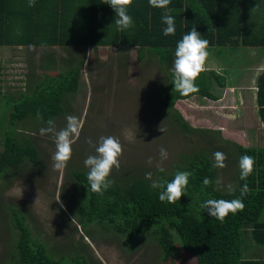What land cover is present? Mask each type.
Here are the masks:
<instances>
[{"label": "trees", "instance_id": "obj_1", "mask_svg": "<svg viewBox=\"0 0 264 264\" xmlns=\"http://www.w3.org/2000/svg\"><path fill=\"white\" fill-rule=\"evenodd\" d=\"M39 1L47 5V10L35 3L38 7L35 13V8H30L29 20L25 23L24 6L21 8L16 0H0V47L79 45L94 50L109 47L120 51L135 50L140 61L144 50L149 49L159 55L161 64L170 72L165 92L158 96V102L165 110H171L178 100L193 95L217 100L215 89L226 85L221 74L204 70L195 82L199 89L197 92L184 96L174 91L175 50L178 42L193 27L202 39L209 41L208 48L234 42L237 45L264 46V37L248 31L249 23L256 25L255 20L251 21V14L264 13V0H171L167 9L153 8L149 0H133L128 13L134 24L124 31L118 30L114 23L116 13L105 4V0ZM164 15L174 17L175 35H164ZM75 24L84 29V34L78 38L72 33ZM81 65L70 69L65 76L44 75L31 89L28 86L27 92L17 94L16 99L6 98L9 113L0 121V129H3L0 130V180L9 171L18 172L23 163H39L38 148L29 136L18 132V126L30 118L35 119L33 124L36 123L38 112L42 117L38 119L44 127L49 119L55 120L63 115L62 98L66 93L76 92ZM258 86L259 114L264 121V73L258 77ZM173 120L182 131H195L177 112L173 114ZM232 147L235 158L240 159L247 154L255 160L253 174L247 180L249 192L243 197L240 188L245 181L240 180V169L236 174L237 188L222 194L214 187L216 168L204 153L199 152L186 157L189 160L182 171L192 175L185 195L175 204L161 202V189H153L150 186L153 181L145 177L131 173L123 179H113L112 186L100 195L88 186L89 170L72 169L70 180L80 191L72 195L76 198L79 224L84 228L94 221L113 224L112 228L125 234L128 242L142 227H150L164 263L179 259L185 252L194 258L195 264H264L260 260H245L242 255L245 235L250 236L256 245L264 246V222H261L264 216V148L239 144ZM176 173L156 180L170 182ZM205 178L213 182L211 186L203 184ZM236 198H241L244 208L236 214L229 213L224 222L213 219L201 207L208 199L231 201ZM12 225L16 231L15 245L11 260L4 264H61L63 258H52L45 246L32 238L24 218L15 212ZM171 231L180 244L175 242ZM79 258L72 260L71 264H84L83 258Z\"/></svg>", "mask_w": 264, "mask_h": 264}, {"label": "rangeland", "instance_id": "obj_2", "mask_svg": "<svg viewBox=\"0 0 264 264\" xmlns=\"http://www.w3.org/2000/svg\"><path fill=\"white\" fill-rule=\"evenodd\" d=\"M38 5L44 4L39 2ZM78 27L73 34L83 32V28ZM111 49L91 48L85 52L78 48L75 60L68 69L66 65L62 66L63 59L68 57V49H35L25 53L21 49L10 53V56H18L12 58L14 70L8 66L5 71L0 70L1 121L9 113L6 98L16 99L20 92H27L28 86L31 89L43 79V73L65 76L81 60L85 61L76 92L64 94V113L54 120L57 131L66 126L69 115L77 117L81 126L79 134L71 137V159L63 170L54 167L55 139L52 134H40V129L44 127L42 121L36 118L33 124L35 119L30 118L18 126V132L29 136L38 148L39 163H23L18 172L9 171L0 180V264L12 257L16 237L12 225L14 212L24 218L32 238L44 245L52 258H63L61 264H71L79 257L83 258L84 264H195L194 258L185 252L179 259L162 262L159 245L150 227H142L128 242L125 234L112 228L113 224L94 221L85 228L80 225L76 198L72 196L80 191L70 180L71 170L88 171L84 161L96 154L95 146L99 145L100 138L108 136L115 137L122 146L120 167L113 168L110 180L123 179L131 173L146 178V174L151 173V180L154 181L182 171L189 160L186 157L197 152L204 153L214 163L213 154L219 151L226 155L227 167L216 169L215 181L219 179L221 183H215L214 187L225 194L230 192L229 186L234 190L237 188L236 174L240 169V159L235 158L232 145H264L257 143L264 132H251L256 122L251 121L252 107L246 108L248 97L244 90L247 91L248 84H243L242 79L237 83L239 88L235 92L223 90L222 94H216L219 101L193 95L178 100L171 110H165L159 104L158 96L165 92L170 72L167 66L161 64L159 55L145 49L140 61L135 50ZM207 50V60H212L215 54L224 60L223 52L228 49ZM53 57L55 61L60 57L58 68L39 69L36 66V62L41 63L45 58L49 63L48 59L52 61ZM228 60L226 58L225 61ZM22 61H25L26 67ZM228 63L236 65L238 60ZM238 93L247 103L245 107L239 101L233 106L232 95ZM175 112L195 131H182L173 120ZM160 126L164 133L158 131ZM161 147L168 152V158L162 161L164 172L157 169L161 163ZM171 233L175 242L180 244L175 233ZM242 242V255L245 257L253 244L247 235L243 236ZM255 248L262 249L259 246Z\"/></svg>", "mask_w": 264, "mask_h": 264}, {"label": "clouds", "instance_id": "obj_3", "mask_svg": "<svg viewBox=\"0 0 264 264\" xmlns=\"http://www.w3.org/2000/svg\"><path fill=\"white\" fill-rule=\"evenodd\" d=\"M36 0H28V7H35ZM171 0H149V4L153 8L167 9ZM105 4L111 6L116 13L115 25L118 30L124 31L133 27V18L128 13V9L132 6L133 0H105ZM166 25L163 32L165 36H172L176 33L175 19L171 15H164L162 18ZM209 41L201 38V34L195 27L185 34L178 42L175 50V60L173 68V85L174 91H178L181 95L187 96L191 93L197 92L199 89L196 86V80L200 73L204 71V66L208 58ZM38 118L40 116L38 112ZM67 124L63 129L57 131L53 119H49L46 127L40 129V134H52L55 139L56 152L53 155L54 167L57 170H63L68 161L71 159V137L78 135L80 131V122L75 116L66 117ZM158 131L164 133L162 126ZM91 143V141H89ZM95 155H90L84 164L88 168L87 182L90 190L94 193L103 195L108 190L113 181L109 179L113 168L119 169V157L122 155V146L120 142L112 136L101 137L98 146H95ZM161 163L157 165L159 172H164L162 161L168 158V152L164 147L160 148ZM214 163L213 168L223 169L227 167L225 161L226 155L222 152H215L213 154ZM151 164V158H149ZM255 160L251 155H243L239 161L240 180L245 181L240 188L241 197L249 192L247 183L248 178L253 174ZM192 174L188 171L177 172L174 178L169 182L167 180H156L150 185L153 189H161L159 192V200L175 204L180 201L181 197L185 195V191L189 184V177ZM146 178L151 180L152 174L147 173ZM212 181L209 178L203 180L205 186H211ZM217 185L221 183L219 179L215 181ZM89 190V188H88ZM229 191L232 192L231 186ZM201 207L205 209L207 214L213 219L224 222L229 213L236 214L237 211H242L244 204L241 198H236L231 201L224 199H208Z\"/></svg>", "mask_w": 264, "mask_h": 264}, {"label": "crops", "instance_id": "obj_4", "mask_svg": "<svg viewBox=\"0 0 264 264\" xmlns=\"http://www.w3.org/2000/svg\"><path fill=\"white\" fill-rule=\"evenodd\" d=\"M17 2H19V5L24 6V22L26 23L29 20V15H30V8L28 7V0H24V2H22L21 0H16ZM39 0H36V3L38 4ZM256 5V3H255ZM42 8H44L45 10H47V5H40ZM38 6L35 5V10L34 13L36 11V8ZM26 15V16H25ZM37 17V15H36ZM256 25L254 26V22L249 23L248 25V31L251 32H256L258 33L257 35L260 36V38L264 37V13L260 15H256V14H251V21H254ZM80 23V22H79ZM76 25V24H75ZM77 24L74 28V31L77 30L78 27ZM81 26V25H80ZM254 26V27H253ZM82 27V26H81ZM84 30V29H83ZM73 31V32H74ZM72 32V33H73ZM250 33V32H249ZM84 32L80 33L76 38H78L79 36L83 35ZM82 49L85 50V52L91 48H86V47H80L79 45H72V46H53V47H17V46H2L0 47V52L2 54V56L0 55V70H4L5 69H13V65H14V60L12 61V58H16L18 56H10V53L14 54L17 51H20L21 49L24 50V53L26 50H35V49H44L45 50H52L54 51L56 50H64V49H68V57H65L63 59V65L67 66V69L69 68L70 64L73 63L72 60H75V55H76V50L77 49ZM100 48L103 47H99L97 50H99ZM210 49H228L227 52H223V56H224V60H222V58H218L216 56V54L214 55V58H212V60H207L204 66V70L207 71H214L216 73L221 74L224 78H225V83L226 85L224 87H217L215 89L216 94H222L223 90H225V92L230 91L231 93H233L232 91L235 92V90H238V85L237 83L239 82L240 79H242L241 81L245 82L243 84H248L246 90H244V94L246 95L247 99V103L248 105L246 106V104L243 101V98L240 97L239 93L238 95H232V101H233V106L237 105V101L240 102V105H243L244 107L246 106V108L248 109L249 106L252 107V116L251 118H253L251 121L256 122L255 125H253L251 127V132L253 131V133L256 132H264V121L261 119L260 114H259V105L257 102V92H258V77L260 75H262L264 73V46H247V45H237L235 42L234 43H230L228 45L222 46V47H210ZM11 50V51H10ZM111 50H115L114 48H112ZM81 51V50H80ZM59 54V53H58ZM63 55V53H62ZM222 57V56H221ZM46 58V57H45ZM43 59V61L40 63V61L37 63L36 62V66L38 65L39 69H46V68H51V69H56L58 68L59 65V58L57 57V60L55 61V58H52V61L48 59V61H50L49 63L46 61V59ZM226 58H229L228 61H232L233 59H237L238 63L236 65H234L233 63H228V61L226 62ZM25 59V58H24ZM26 62L28 63L27 57H26ZM22 64H24V67H26L25 65V61L21 62ZM85 61L81 60L79 62V64L81 65V72L84 66ZM2 65V66H1ZM8 66V68H7ZM18 66H21V64H19ZM38 69V70H39ZM64 69V70H67ZM0 71V72H1ZM27 71V68L24 70V74ZM80 72V74H81ZM47 75L46 73H43V76ZM79 84H80V76H79ZM242 84V85H243ZM247 92V93H246ZM248 94V95H247ZM237 95V96H236ZM205 98V97H204ZM219 99V98H218ZM217 99V101H219ZM245 104V105H244ZM236 108V107H233ZM258 125V126H257ZM257 137V136H256ZM257 143H264V136L261 137V140L259 139L257 141ZM242 146V145H241ZM243 147H248V146H243ZM257 147L260 148H264V145H258ZM261 222H264V218L261 217ZM248 236V235H247ZM250 242H252V248L249 247L248 250L246 251V255L248 256H243V258L245 260H260V261H264V246H259L262 249H257L255 248L256 245L250 238V236H248ZM253 248H255L253 250ZM251 249V251H249ZM249 251V252H248ZM244 252V251H243ZM245 255V254H244Z\"/></svg>", "mask_w": 264, "mask_h": 264}]
</instances>
